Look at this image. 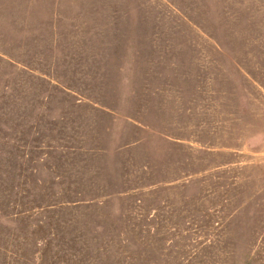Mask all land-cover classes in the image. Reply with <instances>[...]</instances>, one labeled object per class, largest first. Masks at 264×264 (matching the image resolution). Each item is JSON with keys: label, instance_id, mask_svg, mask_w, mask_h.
<instances>
[{"label": "rangeland", "instance_id": "rangeland-1", "mask_svg": "<svg viewBox=\"0 0 264 264\" xmlns=\"http://www.w3.org/2000/svg\"><path fill=\"white\" fill-rule=\"evenodd\" d=\"M0 49L13 264H264V0H0Z\"/></svg>", "mask_w": 264, "mask_h": 264}, {"label": "trees", "instance_id": "trees-1", "mask_svg": "<svg viewBox=\"0 0 264 264\" xmlns=\"http://www.w3.org/2000/svg\"><path fill=\"white\" fill-rule=\"evenodd\" d=\"M5 55H9V54L7 52H5L4 50L0 49V61L8 62L10 65H13L12 61L10 60V58L8 56H5ZM3 56L7 57V59L2 58ZM39 243L40 242H37V244H39ZM23 245H24V248L26 249L27 248L26 246L28 245V242L24 241ZM15 246L18 247V249H20L21 243L18 245V243L16 242ZM1 249H6L9 252V254L11 255L10 264H13L14 262H16L18 260L17 256H18L19 250L12 251L11 249H7L5 246H1L0 250ZM33 257H35V256H33ZM31 260H34V258L31 259ZM31 260H30V262H31ZM31 264H33V263H31Z\"/></svg>", "mask_w": 264, "mask_h": 264}]
</instances>
